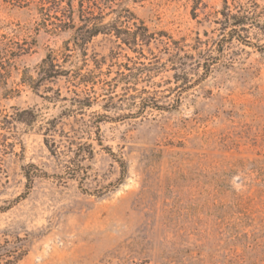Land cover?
Returning <instances> with one entry per match:
<instances>
[{"label": "rangeland", "instance_id": "374dc122", "mask_svg": "<svg viewBox=\"0 0 264 264\" xmlns=\"http://www.w3.org/2000/svg\"><path fill=\"white\" fill-rule=\"evenodd\" d=\"M225 1L250 17L227 35ZM122 6L173 47L98 34L81 55L0 0V35L32 43L0 83V264H264V0H122L102 22L131 26ZM48 53L67 72L39 80Z\"/></svg>", "mask_w": 264, "mask_h": 264}, {"label": "trees", "instance_id": "16d2710c", "mask_svg": "<svg viewBox=\"0 0 264 264\" xmlns=\"http://www.w3.org/2000/svg\"><path fill=\"white\" fill-rule=\"evenodd\" d=\"M17 3L20 6H27L30 3H34L37 7V11L41 16H54L57 22H52L55 28L59 30L70 29L73 30V49L80 50L81 55H86L87 43L98 34L112 35L119 40V47L122 44L128 49L135 53H139L140 56L145 57L143 54V48L146 47L147 51L152 54L150 44L154 43V47H158L161 43L164 49L168 50L173 47L175 42L168 36H165L162 32H151L143 21L138 19L133 12L125 6L120 7L117 12V19L124 21L131 26L119 25L116 23H103L102 18L105 15L104 10L110 9L113 11L114 6H119L122 0H76L77 5H74L75 0H8ZM197 1V0H196ZM201 1V0H200ZM51 12L52 15H51ZM222 18L219 20L220 26L224 31L223 34H231L237 31L239 28H244L245 25L250 24V17L248 14H237L230 10L226 1L224 9L221 11ZM45 18V17H44ZM77 18L80 24H76L74 19ZM121 22V21H120ZM227 31V32H225ZM161 37H165L164 40ZM31 42L23 39L7 38L5 34L0 35V83H6V79L9 73V69L13 66V61L20 55L27 53L31 49ZM176 52L170 54L169 60L173 63L175 69L181 68V65L186 64L187 57L178 56L179 47L174 46ZM64 50H70L69 46L66 45ZM64 58L68 57V54L62 53ZM177 58L178 61L172 60ZM85 61V60H84ZM97 61V60H96ZM179 63V66H178ZM205 72L209 70V63L205 60L204 62ZM60 64L57 63L55 55L48 53L41 60L39 64L42 73L39 80H48L56 78L59 75L66 74L67 70L60 68ZM180 71V69H179ZM90 74H78V87L80 85H87L90 81ZM123 76L121 79H124ZM147 104L142 102L141 107H146ZM104 116V115H103ZM103 116H100L99 121L103 120ZM123 167V166H122ZM34 169V172L29 170ZM124 169V168H123ZM45 175V172H41L34 164L27 166L25 176L27 178V188L32 180L33 174Z\"/></svg>", "mask_w": 264, "mask_h": 264}]
</instances>
